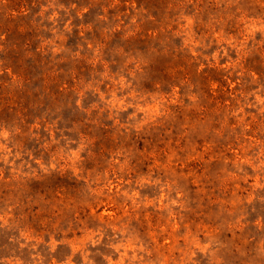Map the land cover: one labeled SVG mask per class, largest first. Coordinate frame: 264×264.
<instances>
[{"label":"rangeland","instance_id":"1","mask_svg":"<svg viewBox=\"0 0 264 264\" xmlns=\"http://www.w3.org/2000/svg\"><path fill=\"white\" fill-rule=\"evenodd\" d=\"M0 264H264V0H0Z\"/></svg>","mask_w":264,"mask_h":264},{"label":"trees","instance_id":"2","mask_svg":"<svg viewBox=\"0 0 264 264\" xmlns=\"http://www.w3.org/2000/svg\"><path fill=\"white\" fill-rule=\"evenodd\" d=\"M13 34H14V32H13ZM13 34H11L10 37H12ZM21 49L22 48L13 47V45L11 46V49L7 52V54L5 53L6 55L3 58V59H6L7 60L6 66L13 67L15 65V66L18 67L16 69H23V73L26 74L27 76H34V77H36L38 75L37 76L38 78H45L43 72H40L39 74H36L33 70H29V68L26 66L25 63H23L22 65L19 64L20 57H22L24 55V53L21 52ZM36 56H37V58H35V59L33 58L35 61L33 63H29L28 64L31 68L32 67L33 68H36L37 67L36 61L39 64H42V68L43 67H46L48 64H50L52 62V60L50 58H48L47 61H46L45 57L41 53H39V52L36 53V55L33 56V57H36ZM43 64H45V65H43Z\"/></svg>","mask_w":264,"mask_h":264}]
</instances>
